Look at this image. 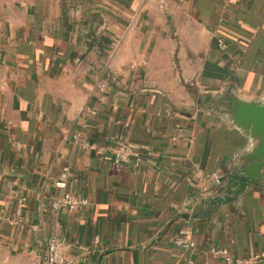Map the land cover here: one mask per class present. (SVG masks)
Wrapping results in <instances>:
<instances>
[{"label":"crops","instance_id":"0c3cea01","mask_svg":"<svg viewBox=\"0 0 264 264\" xmlns=\"http://www.w3.org/2000/svg\"><path fill=\"white\" fill-rule=\"evenodd\" d=\"M229 90L264 99V0H0V264H46L52 235L76 264L263 250L264 185L196 210L220 185L198 172L220 179L252 146L204 100ZM76 133L126 141L143 164L106 161ZM64 170L88 200L77 211L53 207ZM181 230L196 249L175 243Z\"/></svg>","mask_w":264,"mask_h":264},{"label":"water","instance_id":"95a60500","mask_svg":"<svg viewBox=\"0 0 264 264\" xmlns=\"http://www.w3.org/2000/svg\"><path fill=\"white\" fill-rule=\"evenodd\" d=\"M204 100L210 110L226 116L252 141L251 148L240 162L220 178L215 193L203 198L196 206V210L209 206L207 216L221 206L234 203L247 188L264 185V99H245L229 90L217 98L209 95Z\"/></svg>","mask_w":264,"mask_h":264},{"label":"built area","instance_id":"2783aa9c","mask_svg":"<svg viewBox=\"0 0 264 264\" xmlns=\"http://www.w3.org/2000/svg\"><path fill=\"white\" fill-rule=\"evenodd\" d=\"M219 46L221 48L226 47V43L220 39ZM135 66V65H133ZM107 87V83L104 82L100 85V88L104 89ZM96 108H92V112ZM76 140L81 141V144L85 148H93L96 153L106 161H112L116 164H130L134 167L139 168L143 164V157L137 151V149L126 141H115L108 145L106 148H98L93 144H89L81 140V134L76 133L74 135ZM198 175L202 178H212L218 182L219 175L217 173H207L199 171ZM70 181V173L68 170L62 171L58 179L55 181L57 187L64 189V193L53 202V207L56 209L63 208L69 211H77L80 208L87 205L88 200L84 197H80L77 194L71 192L68 189ZM207 189V187H203ZM99 237H96V242H99ZM175 243L189 250L196 249V240L187 230H181L179 235L175 239ZM211 252L216 255L224 257V264H258L264 261V249L261 251L253 252L248 257L240 258L236 257L228 248L213 246ZM46 264H76L73 260L69 259L66 255L64 245L56 235H52L48 238L47 249L45 253Z\"/></svg>","mask_w":264,"mask_h":264}]
</instances>
